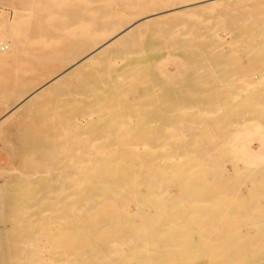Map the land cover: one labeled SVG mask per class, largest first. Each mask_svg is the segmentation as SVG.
Returning a JSON list of instances; mask_svg holds the SVG:
<instances>
[{
  "label": "rangeland",
  "instance_id": "374dc122",
  "mask_svg": "<svg viewBox=\"0 0 264 264\" xmlns=\"http://www.w3.org/2000/svg\"><path fill=\"white\" fill-rule=\"evenodd\" d=\"M160 1L132 0L128 6L124 5V0L66 1L67 6L74 12L80 9L76 13L80 15L82 25H89L87 22L89 16L85 13L93 9L96 10L95 20L98 21L102 20L100 11H97L101 9L125 13L138 11L141 7L149 9L165 3H173L175 7L172 9L175 12L170 13V11L161 17H156L160 20L155 23L150 22L154 18L145 21L139 20V23L133 27L134 29H131L128 35L129 42L127 47L125 46L126 49L124 47L125 50L119 48L120 45L117 44L114 48L116 49L115 53L113 52L114 54L112 53L107 61L84 62L79 70L66 73L63 79L54 85L55 94L37 102L33 106L34 108H31L33 111L30 113L34 115V117L32 116L34 119H38L40 115L41 119H49V137H46L47 134L39 132L35 136L36 140L31 144L24 143V138L33 136L35 133L28 124L21 127L19 122L14 124L25 111L24 109H15L11 119L1 125L0 179L4 175L3 172L6 173L8 170L22 171L24 167V169H29L30 167H26L31 165L32 161H36V165L33 167L36 171L31 165V171L27 170V173L40 174L41 171H45L48 165L49 171L55 172L66 162L67 156L73 153L76 147L82 145V148L88 151L92 149L91 143L94 142L100 149L97 152V157L101 160L98 171L113 167L119 175L126 172V176L115 178H124L131 184L134 183L141 192L136 198L139 203H142L141 207L139 203H134L132 198L127 199L128 206L130 205L129 213L132 215V213L143 210L145 216L152 217L150 219L149 216L146 217L148 222L151 219L156 221L157 227L155 231H152V234L158 239L152 240V242L165 245L161 247V251H158L161 261L157 264H162L163 259L170 255L168 252L176 250L179 254L185 251L184 255L190 264H208V248L206 246L211 239L209 238L208 221L205 220L217 218L222 211V193H219V208L213 211L210 209L212 208L213 180H217L215 184L217 188L220 189L223 186L225 117L235 113L237 118H240V109L236 107L238 104L228 105V101L233 98L238 99L240 96L238 93L241 91L240 80L244 69L242 56L244 31L249 28V34L258 40L260 38L264 43V10L261 9L260 0H221L225 3L221 8L218 7L212 11L198 10V4L209 2L202 0L194 2L197 3L195 5H190V7L194 6L191 8L194 10L186 13L184 11L190 8L181 10L180 2L183 0ZM10 5L15 6L25 20V23L20 27L22 29H20V35L21 38L23 37L21 49L24 56L38 54L40 51L31 46L29 41L32 25L40 15L37 9L42 6L41 0H32V2L31 0H0V12L1 10L6 11V14L5 12L0 14V31L6 29V21L12 18L11 10L8 8ZM29 8H31L30 11ZM127 17L125 16L122 21L127 20ZM83 18L87 21H84ZM63 22L68 27L75 21L69 16H63ZM144 23L150 24L146 29H143L145 30L143 32L140 28ZM135 30L137 32L134 35L132 32ZM139 30L143 32L142 35L139 34ZM82 33L83 31L78 32L76 37L81 38ZM132 38L133 40H131ZM61 45V58L63 60L70 59L68 49L64 48L65 43ZM86 47L79 48V52L85 53ZM13 56V54L8 56L7 64H0V83L1 85L5 84L6 87L15 83L13 84L15 90H18L21 84L20 76H28L32 82H35L41 79L44 74H49L52 71H55L53 74H57L68 67L62 62L59 64L48 62L46 66L48 68L42 67V71L45 70L43 75L42 71L41 74L26 75L18 70L14 71ZM171 58L174 61L176 58L179 63L176 61L175 63ZM128 60H131L135 65H131L127 62ZM31 63L35 65L34 61ZM172 63L180 65L174 64V66ZM262 65L264 68V54ZM178 70L179 72H175ZM174 72L178 73V77H181L180 74L183 76L175 77L178 78V81L175 80V85V78L172 77L173 83L170 78ZM167 77L171 79L170 83L166 79ZM157 82L160 85H157ZM16 92L18 93V91ZM90 113L91 117H89ZM80 119L82 120L79 121ZM260 127L264 134V118L260 119ZM191 130L192 133L189 132ZM183 131H187L188 136L186 133H182ZM28 144L29 146L26 148ZM42 149L44 151L40 152ZM51 149L54 150L53 153ZM48 151L49 153H44ZM109 151L113 153L111 157L115 161L110 165H103L106 162L105 158L110 156L106 157V154L102 155V153ZM41 153L44 156H49L42 159L43 154L38 156ZM34 157L35 159L40 157V160H35ZM22 162H25L24 165ZM50 165H53L54 168H50ZM199 165L201 167H198ZM180 170L184 171L185 175L174 178L173 173H179ZM24 171L26 172V170ZM98 177L100 178L96 179L98 184L95 189L88 192L87 202L81 201L80 198L76 200V198L65 199L49 196V207L51 203L57 204L59 210H61L59 205L65 206L63 211L67 212L68 221L74 222L79 218L78 224L74 222V225L70 226L72 228H65L66 234L73 236L78 233L81 235L82 216L93 212H98L99 216H102L101 213L105 214L106 217H112L106 213H121L123 229L129 228L130 223H125L128 216H124L122 208L109 210L104 206H89L102 201L101 199L108 195L112 196V192L103 191L105 186L114 190V196L128 194L124 182L107 183L105 181L112 178L111 176L99 175ZM149 192L153 194L149 195ZM142 194L145 195L144 198ZM112 201L114 203L118 201V204L120 202L119 199L116 201L107 198L102 203L108 204ZM82 203H87V206L81 208ZM77 206L80 207L78 210H76ZM57 208H53V210L49 208V214L46 216H36V221L39 222L41 217L55 216ZM11 213L6 207L1 206L0 221L8 218ZM210 214L211 216H209ZM252 217L254 219L251 222L256 223V217L254 215ZM105 221L101 219L98 224L96 223L92 227L93 230L89 232L92 238L97 232V228L105 226ZM134 221L136 224H140L138 218ZM198 226L202 229L196 230ZM62 227L64 226H61L60 229ZM252 228L255 229V225H252ZM0 232V264H19L18 259L23 261L25 254L17 255L18 249H20L19 247H24V250L27 248L16 241L20 236L26 240L31 231L28 230L25 233L22 231L18 237L11 228L0 229ZM122 232V238L135 235L132 242L126 243V240L123 239L118 241L122 243L119 249L123 260L135 250L139 252L145 250L142 242L137 239V236L143 235L144 232L132 234L130 231L123 230L121 234ZM149 233L146 232L148 235ZM253 235L257 234L253 233ZM171 236L176 237L169 238ZM254 236L243 242V244L245 243L242 247L243 255L242 252L239 253V256L242 255L241 257L245 259L244 264H264V252L258 251ZM79 241L81 243V239ZM77 242L72 243L74 245L72 255H68L65 261L82 259L80 254L83 253V250L76 246ZM131 243L134 245L132 246ZM183 246H185L184 251ZM105 248H103L104 251ZM95 250L104 252L101 247H95ZM41 253L47 257L51 253V249L43 250ZM90 253L92 254L93 250ZM91 254L88 256L89 260L94 259Z\"/></svg>",
  "mask_w": 264,
  "mask_h": 264
},
{
  "label": "bare ground",
  "instance_id": "6f19581e",
  "mask_svg": "<svg viewBox=\"0 0 264 264\" xmlns=\"http://www.w3.org/2000/svg\"><path fill=\"white\" fill-rule=\"evenodd\" d=\"M66 1L67 0H41L42 6L38 7V9L36 8L37 11L39 10L38 14L40 13V15L37 16L32 25L29 43L31 46L36 47L40 51L38 54L24 56V53L22 52L21 42L23 37L21 38L20 35V31L22 30L20 27L23 23H25V20L19 14V10L16 9L15 6L10 5L8 7L11 10L12 18L10 20L6 19V29L4 31H0V51H3L0 52V64H7L8 56L13 54L14 56L12 58L15 63L14 71L18 70L22 74L26 75L31 73L41 74L42 67H44V69L48 68L46 67L48 62H54L55 64H59L62 62L68 65L65 70L63 69V71L58 72L57 74H53L55 71H52L49 74H44L45 70H43L42 75L44 74V76L35 82H32V80L28 76H20L19 82H21V84L18 90H15V86L13 85L15 83H13L12 85H7V87L5 84L1 85L0 83V133L2 132V123L11 119V116L13 115L15 109H24V114L22 115V117L17 119L14 124H17V122H19L18 124L20 127L22 125L28 124L32 131L35 133L33 136L24 138V143L31 144L36 140L35 136L39 132H43L47 134L46 137H49V119H41V115L40 117L38 115V119L36 117V119H34V115H31L30 113L31 111H33L31 108H34L33 106L37 102L39 103L40 101L53 96L55 94V91H53L54 85L61 79H63V76L66 73L79 70V68L84 65V62L101 63L107 61L108 57L116 50L114 48L117 44L120 45L119 48L124 49V47L129 42L128 35L130 34L131 29L139 23V20L143 19L142 21H145L154 18L150 22L155 23L160 20V18L156 17H161L162 15L170 11V13L175 12L174 9H172L173 7H175L173 3H165L149 9H143V7H141L138 11H129L125 13L117 10L106 11L104 9H101L97 10L100 11L99 13L102 16V20L98 21L95 20L96 10L93 9L85 13L87 16H89L88 21L83 18L84 21L86 20L87 22H89V25H82L80 22V15L76 13L80 9L74 12L67 6ZM124 1V5L126 6H128L129 3L132 2V0ZM197 1L202 0H183L182 2H180V5H182L181 10L183 11L187 8H190L189 10H186L184 12H192L194 9L191 8L194 6L190 7V5L197 4L194 3ZM207 1L209 2L198 4V10L212 11L215 8H221L225 4L224 1L221 0ZM260 1L261 9L264 10V0ZM121 3L122 2L120 1V4ZM30 9L31 8H29V11ZM29 11L25 10V12ZM1 12H5L6 14V11L1 10ZM149 14L153 15L150 16ZM63 16H69V18L75 21L74 24L66 27L64 25L65 23L63 22ZM125 16H128V19L122 21ZM149 24L150 23L142 24L140 29H146L147 25ZM81 31H83L81 38H77L76 36L78 32ZM139 31V34H141L145 30H143V32L141 30ZM136 32L137 31L135 30V32L133 31L132 33H134L135 35ZM244 32L245 33L242 38V56L244 69L242 71L243 75L240 80L241 91L240 93H238L240 96L238 99L233 98L228 101V105L238 104L236 105V107H239L240 109V118H237V115L235 113L232 115H226L225 117L226 128L223 148L225 167L223 166L222 168L223 186L220 189L217 188L215 185L217 180H213L211 190L212 208L210 209V211L219 208V193H222V211L221 214L217 216V218H209L208 220H205L206 222L208 221L207 223L209 238L211 239L210 243L206 246L208 248V264H244L245 259L241 257L244 251L242 250V247L245 244H243V242L249 240L252 236H254L253 233L257 234L254 237L256 240L258 251L261 253L264 252V134H262L263 131L260 127V119L262 120L264 118V68L262 65L264 43L262 40H260V38L258 40L252 37L249 34V28ZM65 33L66 35L64 36ZM258 33L259 32L257 31V34ZM131 40H133V38ZM136 40L137 39L135 38V41ZM62 43H65L64 48L66 50L68 49V52L70 53V59L68 60H63L61 58ZM85 46H87V51L85 50L86 52L81 54V52H79L80 50L78 49H81ZM32 61L35 62V65L31 63ZM175 61L178 62L176 58ZM127 62L131 63V65H135L131 62V60H128ZM174 66H172V68H174ZM175 72H179V70ZM175 72V76H170L171 79L172 77H178V73L175 74ZM180 72L182 73V70H180ZM180 75L181 77H183L182 74ZM168 78L169 77H167L166 79ZM171 79H168L169 83ZM177 79H174V85L175 80L178 81ZM145 80L144 82H147ZM171 83H173V79ZM157 85L160 84H158L157 82ZM16 91H18V93ZM14 96L15 98H13ZM11 98L13 99L11 100ZM89 117H91V113L89 114ZM81 120L82 119H80L79 121ZM179 123L181 124V122ZM182 128L184 127L182 126ZM186 132L187 131H183L182 133ZM189 132L192 133V130ZM187 133L186 136H188ZM190 133L189 135H191ZM28 146L29 144L26 146V148ZM91 146L92 149L88 151L84 150L82 148V145L76 147L74 149V152L67 156L66 162L61 167H58L57 171L55 172L49 171L48 165L45 171H41L40 174L37 173L38 175L36 173V175H34V173H27V170L31 171V165L32 168L34 167V165H36V161H32L35 164L32 163L31 165L29 164V166L26 167H30L29 169H24L25 167L23 168V170H26V172L17 169L8 170L6 173L3 172L4 175L0 179V207H6L12 213L10 216H8V218L0 221V229L6 230L8 228H11V230L13 229L15 231L17 237L22 231H24V233L28 230L31 231L30 236H27V241L23 238V236H20V238L16 241V243L23 244L27 248L24 250V247H19L20 249H18L17 255L25 254L23 261L19 260L20 258L18 259L17 262L19 264L160 263V252L158 251H161V247H164L165 245H159L152 242V240L158 239V237H155L152 234V231H155L157 227L155 224L156 221L151 219V221L149 220L148 222L146 220V217L149 216V219L152 217L150 215L145 216L143 214V210H141L140 212L137 211L135 213H132V215L128 211L130 205L128 206L127 199H129L130 197L132 198V201H135L134 203H139L136 198L138 194H141V192L139 191L137 186L134 185V183L131 184L124 178H115L117 176H126V172H122L121 175H119L118 171H116V169H114L113 167H110L108 169L104 168L103 170H101V172L98 171L101 166V160L98 159L97 152L100 149L94 144V142L91 143ZM42 151L44 150L42 149L40 152ZM49 151L44 153H49ZM53 151L54 150H52V153ZM42 154L43 153L38 156H42ZM103 154H106V157L110 156L109 158H105L106 162L103 163V165H110L113 161H115L114 158L111 157L113 155L111 151L103 152L102 155ZM48 156H44L43 154L42 159ZM50 158L48 159L52 160ZM36 159L40 160V157L39 159ZM41 161H44V163L46 162L45 160ZM23 163L25 162H22V164ZM38 164H40L39 161ZM182 166L183 165L181 164V167ZM35 167L37 168L38 166ZM198 167H201V165H199ZM50 168H54L53 165H50ZM34 170L36 171V169ZM99 175L111 176L112 178L105 181L107 183H115L119 181L124 182L127 186L128 194H126V196H124L123 194H117L116 196H114V190L112 191V188L104 185L106 188H103V191L112 192V196L108 195V197L102 198V201L95 203V205L89 206H104L109 208V210H116V208L118 207L122 208L124 211V216H128L125 223H130L129 228L123 229L121 213H106V215L112 216L106 217L105 214L101 213L102 216H99L98 212H93L84 215V217L82 216L81 235H79L78 233H75L73 236L71 234H66L67 231L65 232V228H72L70 226L74 225V222L78 224L79 218L75 219L74 222L68 221L66 217L67 212L63 211L65 206H63V204L59 205L61 206V210H59L57 208V204L51 203L49 207V196L65 199L76 198V200L80 198L81 201L87 202L88 192L95 189L96 184H98V180L96 179L100 178L98 177ZM184 175L185 172L182 170H180L179 173H173L174 178H180ZM152 194L153 193L149 192V195ZM142 197L144 198L145 195H143ZM107 198L116 201L117 199H119L120 202L118 204V201L116 203L112 201V203L103 204L102 202ZM141 204L142 203H139L140 207ZM84 206L86 207L87 203H82L80 207L83 208ZM80 207L77 206L76 210H78ZM49 208L52 210L53 208H57V210L55 211V216H52L51 218L41 217L39 222H37L36 216H46V214L48 215L50 210ZM252 215L256 217V223L251 222L254 219ZM209 216H211V214ZM136 218L139 219L140 224L135 223L134 220ZM101 219L106 220L105 226L100 229L97 228V232H95L92 238L89 232L93 230L92 227L96 223L98 224ZM252 225H255V229L252 228ZM61 226L64 227L60 229ZM54 228L55 230H53ZM199 228L201 227L198 226L196 230H198ZM123 230H125V232L130 231L132 232V234L134 232H144L143 235L139 237L137 236V239L142 242L143 247L145 248V250L141 252L135 250L134 252L129 253L127 256L125 255L126 259L124 260L122 259V256H120L119 249V246L122 243L118 241L123 239L126 240V243L132 242V239L135 235H132V237L130 236L122 238L123 232L121 234V231ZM146 232H150L149 235L146 234ZM220 233L222 234L221 236ZM175 237L176 236H171L169 238ZM79 239H81V243ZM75 241H78L77 244L80 243L78 245L76 244V246L82 248L83 250V253L80 254L82 259H74V261L71 262L65 261L68 255H72V249L74 246L72 243ZM146 241L150 242L147 243ZM40 242H42V244H40ZM133 245L134 244H132V246ZM95 247H101L102 250L106 247V250H103L104 252H98L97 250H95ZM184 247L185 246H183V251L185 249ZM46 249H51V253H49V256L47 257L41 253ZM91 250H93L92 254L90 253ZM184 252L181 254L178 253V250L168 252L170 255L163 259L162 264H190L189 262H187V258L186 255H184ZM240 252H242L241 256H239ZM90 254L94 256V259H88V256H90ZM58 257L59 259H57ZM260 262L262 263V259Z\"/></svg>",
  "mask_w": 264,
  "mask_h": 264
}]
</instances>
